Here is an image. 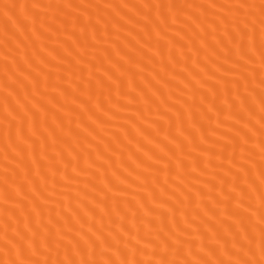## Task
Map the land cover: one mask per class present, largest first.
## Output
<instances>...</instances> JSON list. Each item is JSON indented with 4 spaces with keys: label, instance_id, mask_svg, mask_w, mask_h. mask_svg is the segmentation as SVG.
<instances>
[{
    "label": "bare ground",
    "instance_id": "1",
    "mask_svg": "<svg viewBox=\"0 0 264 264\" xmlns=\"http://www.w3.org/2000/svg\"><path fill=\"white\" fill-rule=\"evenodd\" d=\"M0 264H264V0H0Z\"/></svg>",
    "mask_w": 264,
    "mask_h": 264
}]
</instances>
